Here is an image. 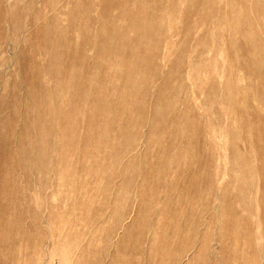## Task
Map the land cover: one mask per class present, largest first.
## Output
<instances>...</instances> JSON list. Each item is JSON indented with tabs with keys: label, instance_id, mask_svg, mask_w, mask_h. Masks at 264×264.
<instances>
[{
	"label": "rangeland",
	"instance_id": "374dc122",
	"mask_svg": "<svg viewBox=\"0 0 264 264\" xmlns=\"http://www.w3.org/2000/svg\"><path fill=\"white\" fill-rule=\"evenodd\" d=\"M0 264H264V0H0Z\"/></svg>",
	"mask_w": 264,
	"mask_h": 264
}]
</instances>
